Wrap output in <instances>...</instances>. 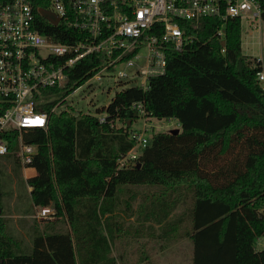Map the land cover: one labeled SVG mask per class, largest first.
I'll return each mask as SVG.
<instances>
[{
  "label": "trees",
  "instance_id": "obj_1",
  "mask_svg": "<svg viewBox=\"0 0 264 264\" xmlns=\"http://www.w3.org/2000/svg\"><path fill=\"white\" fill-rule=\"evenodd\" d=\"M259 1L264 20V0ZM38 21L40 32L56 42L81 38L64 22ZM178 23L184 45L180 51L168 47L164 74L150 78L146 90L131 86L117 92L103 109L104 123L66 110L50 113L98 72L104 55L76 61L66 69L63 87L43 91L45 102L35 110L47 113L46 131L21 132L23 142L36 147L26 166L36 174L25 182L32 205L52 207L67 225L36 228L30 244L22 245L7 234L0 217V264H115L118 259L124 264L123 257L111 256L112 244L128 233L140 240L147 221L157 225L153 237L167 246L190 239L192 264H264V248L255 249L264 236V90L257 78L264 68L242 53L239 19L224 25L223 45L215 18H201L197 28L190 21ZM138 102L143 113L133 106ZM5 108L0 98V115ZM139 116L175 120L179 131L154 133L132 161L127 154ZM7 139L9 153L1 157L21 167L17 134ZM125 186L161 191H146L150 199L138 203L137 215L127 220L141 193L124 201ZM179 203L181 210L172 215Z\"/></svg>",
  "mask_w": 264,
  "mask_h": 264
},
{
  "label": "built area",
  "instance_id": "obj_2",
  "mask_svg": "<svg viewBox=\"0 0 264 264\" xmlns=\"http://www.w3.org/2000/svg\"><path fill=\"white\" fill-rule=\"evenodd\" d=\"M40 11L54 15L57 25L64 22L79 32L80 40L62 43L42 34ZM260 16L259 0H0V98L6 105L0 115V157L9 153L7 137L16 133L15 155L22 167L31 163L36 147L24 143L21 132L46 131L48 115L35 106L45 102L43 91L65 85V71L76 61L104 55L103 66L91 78L99 80L102 73L116 71L117 78H128L146 90L150 78L164 74L168 47L180 51L184 45L178 21H190L197 28L201 18H215L220 23L216 36L223 42L227 21L250 25ZM129 53L132 56L123 60ZM257 78L264 90V71ZM133 106L143 113L140 102ZM53 112H59L57 106ZM97 119L104 123L105 115ZM131 138L135 144L127 158L134 161L148 138L138 131ZM53 211L39 207L37 218L50 219Z\"/></svg>",
  "mask_w": 264,
  "mask_h": 264
},
{
  "label": "rangeland",
  "instance_id": "obj_3",
  "mask_svg": "<svg viewBox=\"0 0 264 264\" xmlns=\"http://www.w3.org/2000/svg\"><path fill=\"white\" fill-rule=\"evenodd\" d=\"M241 48L244 55L257 58L264 67V20L256 19L250 25L242 21ZM141 53H144V50H141ZM115 72H104L100 75L99 80L95 78L87 80L58 103L57 111L66 110L77 117L84 114L95 117L102 115L104 113L103 109L110 104L117 92L134 86V83L129 81L128 78H117ZM133 81L136 80L134 79ZM177 125L178 123L175 120H157L151 117L143 118L139 116L138 120L133 123L132 129L136 132H143L145 137L150 138L157 132L178 129ZM115 126L119 128L120 124L115 123ZM30 175L26 168L18 167L13 159L9 160L0 157V217L4 220V229L7 234L21 240L22 245L30 244L32 230L36 228L40 231H47L49 229L46 227L50 224H54L56 227L63 226L64 223L67 225L65 216H57L56 211L52 207L51 209L54 210L52 218L47 220L37 218L38 207L32 205L29 195L31 188L25 182ZM158 190L161 191V188L125 186L122 195L124 201L136 192L141 193V196L138 194L134 200V210L131 209L132 214L125 218L133 220L135 215H137L135 214L136 205L146 202L144 200L145 197L150 199L149 196H145L146 191L157 194ZM180 199L182 200V198ZM181 208L182 206L179 203L172 215L178 213ZM123 239L122 241L126 245L123 247L124 251L122 253L124 256L131 257L134 251L136 250L137 252L139 249L140 240L131 233H128V236ZM159 242L165 244L163 241ZM165 246L167 247L166 244ZM120 247L121 245H117L114 242L111 256L115 257L118 253L116 248L120 250ZM131 261V259L127 260L125 258V264H132ZM122 263L118 261L115 264Z\"/></svg>",
  "mask_w": 264,
  "mask_h": 264
},
{
  "label": "crops",
  "instance_id": "obj_4",
  "mask_svg": "<svg viewBox=\"0 0 264 264\" xmlns=\"http://www.w3.org/2000/svg\"><path fill=\"white\" fill-rule=\"evenodd\" d=\"M177 126L179 129V125ZM26 170L31 174L29 177H33L36 174L35 170L32 168H26ZM140 224L141 222L133 221V225ZM143 225L149 229L144 231V237L140 239L139 249L137 250V252L135 250L131 257L124 256L122 253L124 251L123 247L126 245V243L119 239L116 242L117 245H121L120 250L116 248L118 252L117 257H123L124 264L125 258L127 260L131 259L132 264H134L136 261H138L136 262V264H192V250L190 239L185 238L166 247L164 243H160V240L153 237L159 231L157 230L156 224L147 221L144 222ZM182 226L183 228L186 227V222H180V227ZM155 240H157L158 242ZM263 248L264 236L257 238L255 243L256 250H261Z\"/></svg>",
  "mask_w": 264,
  "mask_h": 264
},
{
  "label": "water",
  "instance_id": "obj_5",
  "mask_svg": "<svg viewBox=\"0 0 264 264\" xmlns=\"http://www.w3.org/2000/svg\"><path fill=\"white\" fill-rule=\"evenodd\" d=\"M40 15L43 19H45L46 21H48L49 23H51V25L56 26L58 23V19L52 15L50 12L48 11H40ZM224 44V41L222 42V45ZM179 131V129H174L171 130V133L176 134Z\"/></svg>",
  "mask_w": 264,
  "mask_h": 264
},
{
  "label": "bare ground",
  "instance_id": "obj_6",
  "mask_svg": "<svg viewBox=\"0 0 264 264\" xmlns=\"http://www.w3.org/2000/svg\"><path fill=\"white\" fill-rule=\"evenodd\" d=\"M37 121H39V120H37Z\"/></svg>",
  "mask_w": 264,
  "mask_h": 264
}]
</instances>
